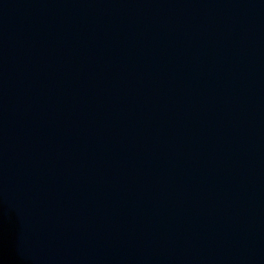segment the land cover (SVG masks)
I'll return each mask as SVG.
<instances>
[{"label": "water", "instance_id": "water-1", "mask_svg": "<svg viewBox=\"0 0 264 264\" xmlns=\"http://www.w3.org/2000/svg\"><path fill=\"white\" fill-rule=\"evenodd\" d=\"M0 264H264V0H0Z\"/></svg>", "mask_w": 264, "mask_h": 264}]
</instances>
